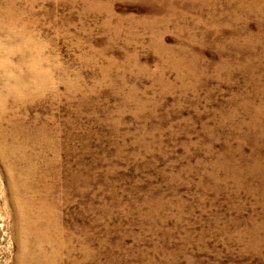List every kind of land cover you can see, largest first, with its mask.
Listing matches in <instances>:
<instances>
[{
    "label": "rangeland",
    "instance_id": "1",
    "mask_svg": "<svg viewBox=\"0 0 264 264\" xmlns=\"http://www.w3.org/2000/svg\"><path fill=\"white\" fill-rule=\"evenodd\" d=\"M0 264H264V0H0Z\"/></svg>",
    "mask_w": 264,
    "mask_h": 264
},
{
    "label": "bare ground",
    "instance_id": "2",
    "mask_svg": "<svg viewBox=\"0 0 264 264\" xmlns=\"http://www.w3.org/2000/svg\"><path fill=\"white\" fill-rule=\"evenodd\" d=\"M18 223H19V222H18ZM19 236H20V235H19ZM37 241H39V240H37ZM39 243H40V242H39ZM39 243H38V244H39ZM43 249H44V248H43ZM42 253H44V252H42ZM45 253H46V252H45ZM45 253H44V254H45ZM45 255H46V254H45Z\"/></svg>",
    "mask_w": 264,
    "mask_h": 264
}]
</instances>
